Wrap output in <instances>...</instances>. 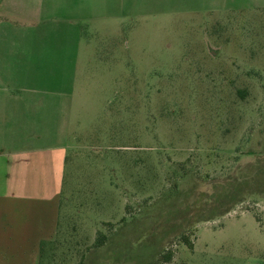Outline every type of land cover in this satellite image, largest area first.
Listing matches in <instances>:
<instances>
[{
  "label": "rangeland",
  "instance_id": "374dc122",
  "mask_svg": "<svg viewBox=\"0 0 264 264\" xmlns=\"http://www.w3.org/2000/svg\"><path fill=\"white\" fill-rule=\"evenodd\" d=\"M84 3L92 72L47 264H264V193L196 221L199 194L264 165V0Z\"/></svg>",
  "mask_w": 264,
  "mask_h": 264
},
{
  "label": "crops",
  "instance_id": "0c3cea01",
  "mask_svg": "<svg viewBox=\"0 0 264 264\" xmlns=\"http://www.w3.org/2000/svg\"><path fill=\"white\" fill-rule=\"evenodd\" d=\"M84 1L99 0H0V264H41L57 234L68 104L92 72L81 21L94 3ZM117 42L101 53L116 54Z\"/></svg>",
  "mask_w": 264,
  "mask_h": 264
},
{
  "label": "trees",
  "instance_id": "16d2710c",
  "mask_svg": "<svg viewBox=\"0 0 264 264\" xmlns=\"http://www.w3.org/2000/svg\"><path fill=\"white\" fill-rule=\"evenodd\" d=\"M252 167L253 173L245 177L244 179L230 178L227 179L222 185H215V189L211 193H201L199 198L203 201L197 207L198 210L197 222L203 220H211L216 217L222 216L229 212L231 208L239 203L246 195L252 193H264V165L259 161L249 165ZM63 193V191H62ZM62 193L60 204V216L62 207ZM186 214V211L183 210ZM59 216V220H60ZM60 226V221L58 223ZM59 230L55 238L51 241H47L42 245L41 251V264H47L53 255V243L56 242L59 237ZM183 240L189 246H193L192 242L188 238L184 237ZM98 241L97 246L101 245ZM171 258V254L168 255V259Z\"/></svg>",
  "mask_w": 264,
  "mask_h": 264
}]
</instances>
